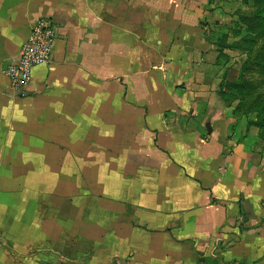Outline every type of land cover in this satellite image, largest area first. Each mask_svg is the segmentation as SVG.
<instances>
[{
    "label": "crops",
    "instance_id": "0c3cea01",
    "mask_svg": "<svg viewBox=\"0 0 264 264\" xmlns=\"http://www.w3.org/2000/svg\"><path fill=\"white\" fill-rule=\"evenodd\" d=\"M229 2L0 0V264H264V144L200 37Z\"/></svg>",
    "mask_w": 264,
    "mask_h": 264
},
{
    "label": "rangeland",
    "instance_id": "374dc122",
    "mask_svg": "<svg viewBox=\"0 0 264 264\" xmlns=\"http://www.w3.org/2000/svg\"><path fill=\"white\" fill-rule=\"evenodd\" d=\"M255 9L252 0H247L246 5L240 4L238 0H230L228 6L221 7L223 15L219 19V22L222 20L220 25L218 23H215L217 26H213L214 23L206 24L208 29L200 37L210 44L208 47L211 49H221L220 51L226 49L232 54L222 56L219 61L222 66V72L218 74L219 95H225L227 106L235 110V115L249 120L248 122L260 119L264 127V87H261L264 75L261 74L260 67L261 64L264 65V42L250 40L249 36L235 26L239 23V17H251L255 14ZM190 44H194V46H189L190 48H197L199 41H193ZM185 45H187L186 42H184ZM226 57H228L227 60ZM242 81L252 85L253 90L249 95L230 88L231 83ZM241 99L242 103H240ZM260 132V135L264 136V128H261ZM260 142L264 144L262 138Z\"/></svg>",
    "mask_w": 264,
    "mask_h": 264
},
{
    "label": "built area",
    "instance_id": "2783aa9c",
    "mask_svg": "<svg viewBox=\"0 0 264 264\" xmlns=\"http://www.w3.org/2000/svg\"><path fill=\"white\" fill-rule=\"evenodd\" d=\"M57 29L51 18H40L30 30L17 58L5 69V75L14 94L26 90L36 67L48 65L52 61Z\"/></svg>",
    "mask_w": 264,
    "mask_h": 264
},
{
    "label": "trees",
    "instance_id": "16d2710c",
    "mask_svg": "<svg viewBox=\"0 0 264 264\" xmlns=\"http://www.w3.org/2000/svg\"><path fill=\"white\" fill-rule=\"evenodd\" d=\"M247 2V0H244ZM253 5L256 7L255 14L251 17L242 16L239 17V23H236L235 26L238 27L246 36H249L250 40H262L264 42V0H252ZM249 40V41H250ZM261 67V74L264 75V65H260ZM261 87H264V79ZM230 88L235 90L236 92L239 91L246 95H249L253 87L252 85L248 84L247 82H235L230 84ZM225 96L224 94H222ZM243 100L241 99L240 103ZM264 117V116H263ZM263 121V120H262ZM252 125H255L259 128H264L263 125L260 123V119L256 120L255 122H249ZM261 133V132H260ZM260 138L264 140V136L260 135Z\"/></svg>",
    "mask_w": 264,
    "mask_h": 264
},
{
    "label": "water",
    "instance_id": "95a60500",
    "mask_svg": "<svg viewBox=\"0 0 264 264\" xmlns=\"http://www.w3.org/2000/svg\"><path fill=\"white\" fill-rule=\"evenodd\" d=\"M56 37L58 38V34L56 35Z\"/></svg>",
    "mask_w": 264,
    "mask_h": 264
}]
</instances>
